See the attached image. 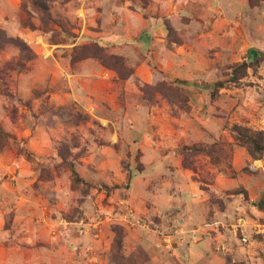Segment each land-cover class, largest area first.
I'll return each instance as SVG.
<instances>
[{
    "label": "rangeland",
    "instance_id": "1",
    "mask_svg": "<svg viewBox=\"0 0 264 264\" xmlns=\"http://www.w3.org/2000/svg\"><path fill=\"white\" fill-rule=\"evenodd\" d=\"M1 32L29 50L0 48V264L121 239L128 264H264V154L231 131H264V0H0Z\"/></svg>",
    "mask_w": 264,
    "mask_h": 264
},
{
    "label": "trees",
    "instance_id": "2",
    "mask_svg": "<svg viewBox=\"0 0 264 264\" xmlns=\"http://www.w3.org/2000/svg\"><path fill=\"white\" fill-rule=\"evenodd\" d=\"M33 6L42 12L44 17H49V2L50 0H31ZM7 45H13L17 47L20 50V53L22 56L26 55L27 46L25 43H23L18 38H12L6 35L5 33H0V48L5 47ZM29 50V49H28ZM103 50H100L98 53L93 54L92 57L99 59L106 67L119 72L122 69L123 64L121 63L118 58H111L106 56L103 52ZM260 60H257L259 62ZM255 63H242L240 65H234L230 69L234 71V73H238L239 69L247 68ZM120 75V74H119ZM121 77V76H120ZM224 85L223 82L217 81L213 86L216 90L217 88H222ZM231 131L234 135L235 140L243 147L246 148L249 155L256 159L257 154H264V131H255L252 129H249L245 126L241 125H233L231 127ZM190 151L194 154H205L211 158V160L214 158L212 156L213 149L212 148H205L204 146H192L190 147ZM186 167L191 168L190 164H185ZM75 175V179L78 180V176L76 172H73ZM135 174L132 172V170L128 173L127 182L128 185H130L132 179L134 178ZM118 186H107L105 184H102L99 189L105 190L106 192L111 191L112 189H116ZM121 241L118 242L117 248L112 251V264H128L127 260H129L130 256H126V254L123 251V244ZM120 244H121V250H120ZM131 260V259H130ZM136 262L134 261L133 264ZM132 264V262H131Z\"/></svg>",
    "mask_w": 264,
    "mask_h": 264
},
{
    "label": "water",
    "instance_id": "3",
    "mask_svg": "<svg viewBox=\"0 0 264 264\" xmlns=\"http://www.w3.org/2000/svg\"><path fill=\"white\" fill-rule=\"evenodd\" d=\"M260 55V52L256 49L249 50V54L247 56V61L252 62L257 59V57Z\"/></svg>",
    "mask_w": 264,
    "mask_h": 264
},
{
    "label": "crops",
    "instance_id": "4",
    "mask_svg": "<svg viewBox=\"0 0 264 264\" xmlns=\"http://www.w3.org/2000/svg\"><path fill=\"white\" fill-rule=\"evenodd\" d=\"M8 261H9L8 264H25L24 261H19L16 257L8 259ZM0 263H1V258H0ZM38 263L42 264L39 260H38Z\"/></svg>",
    "mask_w": 264,
    "mask_h": 264
}]
</instances>
